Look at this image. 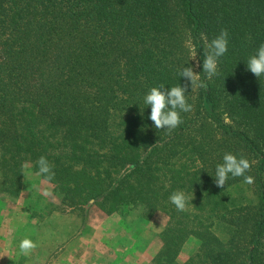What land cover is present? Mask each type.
Returning a JSON list of instances; mask_svg holds the SVG:
<instances>
[{
  "label": "trees",
  "instance_id": "16d2710c",
  "mask_svg": "<svg viewBox=\"0 0 264 264\" xmlns=\"http://www.w3.org/2000/svg\"><path fill=\"white\" fill-rule=\"evenodd\" d=\"M222 29L220 75L189 85L192 109L175 130L152 127L142 94L188 83L178 76L187 64L203 80L201 35ZM262 42L264 0H0L2 191L18 195L44 155L63 211L168 216L150 264H178L192 237L199 246L184 264H264V76L245 63ZM225 152L251 162L257 204L229 200L243 177L215 185ZM177 189L193 192L182 212L169 201Z\"/></svg>",
  "mask_w": 264,
  "mask_h": 264
},
{
  "label": "rangeland",
  "instance_id": "374dc122",
  "mask_svg": "<svg viewBox=\"0 0 264 264\" xmlns=\"http://www.w3.org/2000/svg\"><path fill=\"white\" fill-rule=\"evenodd\" d=\"M23 173L18 195L5 193L0 186V264H13L15 245L24 237L37 247L16 264H150L161 249L168 220L163 211L151 219L143 218L140 210L108 215L92 206L85 215L63 211L50 183L29 167ZM227 194L235 205L259 202L252 185L244 181L230 186ZM215 233L224 238L220 228ZM198 246L197 239L189 238L176 262H188Z\"/></svg>",
  "mask_w": 264,
  "mask_h": 264
},
{
  "label": "clouds",
  "instance_id": "9594fccd",
  "mask_svg": "<svg viewBox=\"0 0 264 264\" xmlns=\"http://www.w3.org/2000/svg\"><path fill=\"white\" fill-rule=\"evenodd\" d=\"M201 40L204 42L202 49L203 80H200L199 77L201 71L197 73L194 71L193 65L187 64L188 66H182L179 69L178 76L179 80L183 78L188 83H177L172 86L159 83L142 94L141 100L144 108L140 110V116L144 119V109H150L146 118L152 122V127L168 132L175 130L183 122L181 114L190 112L192 109V105L188 103L186 96L189 92V85L191 86L199 81V86L206 89V81L220 75L221 58L226 55L229 48L228 30L222 29L210 41L202 34ZM187 46L192 59L196 58L198 50L192 43L191 37L187 41ZM245 63L246 69L256 78L264 76V42L260 43L255 52L248 56ZM36 166L38 168L36 175L43 177L45 183L54 180V165L46 156L41 155L36 161ZM250 167L251 162L249 159L232 152H225L220 161L215 164L214 183L217 187H224L230 179L243 177L244 183L252 184L253 177L246 175ZM45 194L47 195V192ZM192 199L193 192L189 194L183 189L174 190L169 196L170 203L181 212L185 211L189 204H192ZM36 247L37 244L32 239L28 237L20 239L18 244L15 245L18 251L12 260L13 264H16L21 255L28 254ZM11 251L10 249V254Z\"/></svg>",
  "mask_w": 264,
  "mask_h": 264
}]
</instances>
